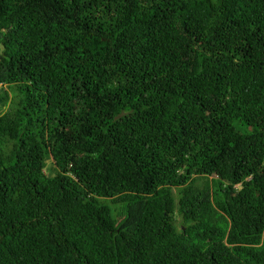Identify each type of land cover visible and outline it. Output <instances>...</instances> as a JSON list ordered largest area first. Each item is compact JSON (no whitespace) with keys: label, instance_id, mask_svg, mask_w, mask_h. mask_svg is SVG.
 <instances>
[{"label":"trees","instance_id":"trees-1","mask_svg":"<svg viewBox=\"0 0 264 264\" xmlns=\"http://www.w3.org/2000/svg\"><path fill=\"white\" fill-rule=\"evenodd\" d=\"M0 264H264V0H0Z\"/></svg>","mask_w":264,"mask_h":264}]
</instances>
